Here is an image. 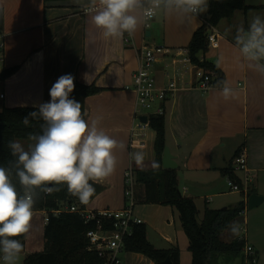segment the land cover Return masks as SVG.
<instances>
[{
    "label": "crops",
    "instance_id": "1",
    "mask_svg": "<svg viewBox=\"0 0 264 264\" xmlns=\"http://www.w3.org/2000/svg\"><path fill=\"white\" fill-rule=\"evenodd\" d=\"M87 2L0 0L4 9V32L0 36L5 43L0 71L18 66L15 73L0 81V110L5 106H33L50 101V88L65 74H72L74 83H95L102 87L100 92L86 98V119L100 117V127L122 141L125 148L116 150L115 173L99 183L103 188L86 209H120L127 201L125 170L132 168L136 177L137 170L151 169L155 163L156 131L148 120L142 119L150 111L136 110L133 73L139 66L142 46L160 49L153 68L157 84L175 83L163 107L166 143L178 163L179 188L183 195L196 201L200 212L207 207L226 208L245 200L246 209L230 223H238L243 233L234 236L227 227L220 238L225 242L245 238L256 250L257 264H264V75L247 67L235 44L237 30L245 29L242 22L235 20L243 10H236L232 18H223L211 29L218 33L219 45L209 46L202 55L216 64L220 59L225 81L236 93L235 99L226 101L220 95L221 86L204 89L200 85L196 65L188 55V44L194 31L204 23L207 12L190 23L160 15L151 20L148 29L142 24L132 35L125 33L117 41H106L83 11L82 5ZM139 122L146 124L140 128L136 126ZM136 150L145 153L142 168L129 155ZM242 152L247 155L248 171L234 168L235 158ZM228 167L234 168L241 186L247 189L240 191V201H233L237 192L228 185L229 174L222 171ZM135 186L134 192H141V184ZM250 189L251 194L263 196L255 207L248 206ZM134 212L147 225L148 239L156 247H179L182 264L187 255L182 257L181 252L188 251L189 241L177 223L174 208L160 203H137ZM46 217V209L34 210L32 221L39 234H43ZM32 240L28 233L23 242L24 258L27 252L41 248L43 241L33 244ZM121 256L123 264H159L139 252L124 251Z\"/></svg>",
    "mask_w": 264,
    "mask_h": 264
},
{
    "label": "clouds",
    "instance_id": "2",
    "mask_svg": "<svg viewBox=\"0 0 264 264\" xmlns=\"http://www.w3.org/2000/svg\"><path fill=\"white\" fill-rule=\"evenodd\" d=\"M208 7L209 0H88L82 5L106 41H117L125 33L132 35L160 15L190 23ZM235 44L247 67L264 75V19L256 16L247 31L238 29ZM220 63L218 59V67ZM74 79L72 74L60 76L50 88V101L33 105L37 110L23 118L26 127L31 121L42 122L39 133L28 134L26 147L16 138L7 143L11 159L0 164V257L4 264H17L24 247L17 237L30 232L40 192L50 195L66 185L70 195L88 204L95 192L93 185L115 173L116 150L125 148L122 141L100 127V117L85 119L81 103L70 98ZM220 84L224 100L236 98L227 81ZM129 155L137 167H143V150ZM158 167L153 163L154 169ZM13 178L22 191L17 190ZM229 228L232 235L239 236L238 223Z\"/></svg>",
    "mask_w": 264,
    "mask_h": 264
},
{
    "label": "trees",
    "instance_id": "3",
    "mask_svg": "<svg viewBox=\"0 0 264 264\" xmlns=\"http://www.w3.org/2000/svg\"><path fill=\"white\" fill-rule=\"evenodd\" d=\"M49 1L55 0H45L46 3ZM252 7L255 6L246 3V0H209L204 23L193 33L188 44L189 58L193 64L204 68L207 73H214L212 80L214 86H221L220 82L225 81V73L216 63L202 58V55L209 49L208 37L211 26L218 25L223 18H232L236 10H243L247 13ZM3 32L4 9L0 7V35ZM17 69L18 66L3 68L0 71V81L15 73ZM102 89L95 83L86 84L77 81L70 98L80 102L82 113L86 114V98ZM36 110L33 106H5L0 110V164H6L11 159L7 147L9 140L27 139L30 132H40V123L42 122L31 121L30 127H26L22 123L24 117ZM148 122L150 127L156 131L155 163H158L159 167L136 171L135 185L141 184V192H135L136 203H160L171 205L174 208L177 223L183 228L189 241L191 264H221L222 255L240 256L241 264H247L244 253V247L247 244L245 238L237 237L231 242H225L220 238L221 232L246 209V201L241 200L238 204L226 208L207 207L204 209L202 217L199 218L200 210L196 201L192 197L183 195L179 188L177 169L166 168L162 163L163 152L167 145L165 114H150ZM237 153L238 151L236 155ZM222 171L229 174L230 179L241 184V179L234 173L233 167L224 168ZM13 182L16 184L17 190L22 191L16 178H13ZM59 187V191L50 195L39 193L34 210H47L48 220L44 228L45 247L43 251L28 253L23 264L103 263L105 259L96 250L89 249L90 241L86 235L89 229L97 228L99 225L94 220L86 222L79 212L69 209L71 205L85 209L87 204H82L77 197L70 195L66 185ZM93 187L95 192L90 201L103 188L99 183L94 184ZM249 191L250 194L253 192L251 189ZM55 210L60 211L55 213ZM101 227L109 229L112 227V222L104 220ZM24 237H17V239L23 243ZM124 243L126 251L143 253L159 264L167 256H170L175 264H180L179 247H156L148 239L145 223L134 224L133 233L124 236Z\"/></svg>",
    "mask_w": 264,
    "mask_h": 264
},
{
    "label": "built area",
    "instance_id": "4",
    "mask_svg": "<svg viewBox=\"0 0 264 264\" xmlns=\"http://www.w3.org/2000/svg\"><path fill=\"white\" fill-rule=\"evenodd\" d=\"M151 21L144 25L148 29ZM214 30V26H211ZM128 40V38H127ZM209 46L217 47L219 45L218 33L210 32ZM4 49L5 43L0 36V64L4 61ZM160 49L144 45L139 50V66L133 73V88L137 94L136 110L150 111V114H163L164 107L163 102L167 99L169 92L175 87V83L171 82L168 86H158L156 77L153 72L154 64L158 60V51ZM190 59V58H189ZM1 69V66H0ZM214 73H207L204 68L196 66V76L200 80V85L204 88H210L214 86L212 83ZM4 97V94H1ZM159 102L158 106L156 104ZM147 117V120H148ZM148 122V121H147ZM146 123L139 122L136 126L140 128ZM133 127V132H134ZM248 160L245 153H240L234 162V168L248 171ZM125 175V196L126 205L120 209H103V210H87L81 209L77 205H71L70 210L79 212L85 221L94 220L99 225L97 228L89 229L87 231V237L90 244L89 249H94L102 256L105 261L101 264H123L121 253L126 251L124 236L126 234L131 235L133 233V225L136 223H143V219L135 214L134 206L135 200V173L132 168H128L124 172ZM246 180H249V176L246 175ZM228 185L233 191L247 190L241 186L240 183L228 178ZM247 183L244 184L246 186ZM60 210H55L58 213ZM48 220V216L46 217ZM112 222V227L105 229L101 227L102 222ZM244 253L247 264H255L258 261L257 253L253 245L246 244L244 247ZM2 257H0V261Z\"/></svg>",
    "mask_w": 264,
    "mask_h": 264
},
{
    "label": "rangeland",
    "instance_id": "5",
    "mask_svg": "<svg viewBox=\"0 0 264 264\" xmlns=\"http://www.w3.org/2000/svg\"><path fill=\"white\" fill-rule=\"evenodd\" d=\"M246 3L251 4V5H255V7L250 8L247 13H245L244 11H239L238 15L236 16V19H235L236 22H238V23L242 22L243 25H245V29H244L245 31H247V29H248L246 27L247 23H251L254 17L259 16L262 19H264V0H246ZM224 22L225 21H223V23H222L223 25H225ZM19 140L21 142H26V144L24 143L25 147L27 146V144L29 142L27 139H19ZM235 192H237V193L233 194V198H232L233 201H240L241 200V192L240 191H235ZM138 204H140V203H138ZM203 211L204 210H201L199 218L202 217ZM31 224H32V227H31V230L29 232V235H30V238L33 237L32 243L37 244V242H39V240L43 241V242H42L41 248H37L36 250L31 251V252H27V253L43 251L44 247H45L44 230L42 232L43 234H39V232L37 231V228L35 226V222L31 221ZM244 228H245V226H244ZM241 233H243L242 230H241ZM26 238H27V235H26V237H24L23 242ZM24 249H25V247L23 248V251H24ZM23 251L17 260V264H23V262H24ZM185 255H187L186 260H182V264L183 263L184 264H191L190 263L191 252L189 251V249H188V251H182L181 252L182 257H184ZM228 257H230V258L227 259ZM220 262H221V264H241V257L240 256L222 255L220 258ZM0 264H4V262L2 261ZM255 264H257V263H255Z\"/></svg>",
    "mask_w": 264,
    "mask_h": 264
},
{
    "label": "water",
    "instance_id": "6",
    "mask_svg": "<svg viewBox=\"0 0 264 264\" xmlns=\"http://www.w3.org/2000/svg\"><path fill=\"white\" fill-rule=\"evenodd\" d=\"M147 34H150V31H147ZM142 119L147 121V116H143ZM163 166L166 168H176L178 163L175 160V156L172 154L168 145L165 146L163 156H162ZM263 200V196L252 193L248 198V206L255 207ZM160 264H175L170 256H167L164 260L160 262Z\"/></svg>",
    "mask_w": 264,
    "mask_h": 264
}]
</instances>
